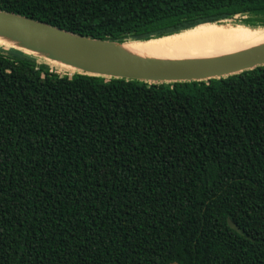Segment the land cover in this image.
<instances>
[{
  "label": "trees",
  "instance_id": "1",
  "mask_svg": "<svg viewBox=\"0 0 264 264\" xmlns=\"http://www.w3.org/2000/svg\"><path fill=\"white\" fill-rule=\"evenodd\" d=\"M0 10L119 42L236 16L264 26V0ZM46 63L0 48V264H264V65L148 83Z\"/></svg>",
  "mask_w": 264,
  "mask_h": 264
},
{
  "label": "water",
  "instance_id": "2",
  "mask_svg": "<svg viewBox=\"0 0 264 264\" xmlns=\"http://www.w3.org/2000/svg\"><path fill=\"white\" fill-rule=\"evenodd\" d=\"M0 36L16 42L11 48L69 66L76 70L75 73L148 83L202 81L264 65V43L213 58H143L123 50L122 46L132 40L91 38L2 10ZM227 224L240 231L230 218Z\"/></svg>",
  "mask_w": 264,
  "mask_h": 264
},
{
  "label": "bare ground",
  "instance_id": "3",
  "mask_svg": "<svg viewBox=\"0 0 264 264\" xmlns=\"http://www.w3.org/2000/svg\"><path fill=\"white\" fill-rule=\"evenodd\" d=\"M256 27L264 29V26L243 23H207L161 37L128 41L122 48L131 55L143 58H213L264 43V30ZM15 43L0 36L1 47H10ZM50 63L55 65L58 71L68 74L76 72L69 66L53 61Z\"/></svg>",
  "mask_w": 264,
  "mask_h": 264
},
{
  "label": "rangeland",
  "instance_id": "4",
  "mask_svg": "<svg viewBox=\"0 0 264 264\" xmlns=\"http://www.w3.org/2000/svg\"><path fill=\"white\" fill-rule=\"evenodd\" d=\"M243 18H245V17H239V16H236L234 19H232V20H229V21H225V22H228V23H239V20H241V19H243ZM258 26V25H257ZM256 28H258V27H256ZM258 29H261V30H264L263 28H258ZM1 48V47H0ZM38 61L39 62H48V63H46V64H48L49 65V67L50 68H52L55 72H57L59 75H64V74H68L67 72H65V71H58V68H56L55 67V65H52L51 63H50V61H48V60H43L42 58H38ZM68 75H70V74H68Z\"/></svg>",
  "mask_w": 264,
  "mask_h": 264
}]
</instances>
